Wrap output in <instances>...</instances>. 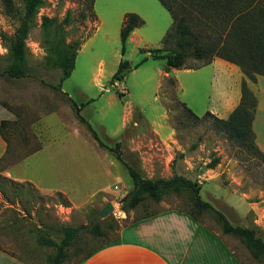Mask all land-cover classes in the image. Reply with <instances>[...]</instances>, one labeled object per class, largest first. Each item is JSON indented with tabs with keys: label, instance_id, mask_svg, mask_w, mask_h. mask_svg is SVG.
Returning a JSON list of instances; mask_svg holds the SVG:
<instances>
[{
	"label": "rangeland",
	"instance_id": "374dc122",
	"mask_svg": "<svg viewBox=\"0 0 264 264\" xmlns=\"http://www.w3.org/2000/svg\"><path fill=\"white\" fill-rule=\"evenodd\" d=\"M48 1L50 5L44 12L56 18L57 24L71 12V23L65 26L66 42L80 46L75 69L61 91L53 88L59 84L61 71L46 62L47 37L38 16L26 41V76L13 78L6 73L12 58L3 36L16 33L24 15V2L12 0L10 9L6 0H0V103L14 115L3 128L8 151L0 163V250L21 264H50L55 249L41 245L40 235L46 233L59 242L62 226H87L88 230L81 234L83 240L69 250L63 262L79 264L90 251L120 238L122 230L134 220L170 209L191 211L187 193H170L160 202L148 200L136 209L123 210L132 179L123 163L100 148L88 126L76 116L73 102L80 105L90 100L81 111L82 117L108 145L115 147L123 140L125 146L128 140L122 152L123 162L151 179L161 178L163 170L158 171V165L152 166L148 158L155 156L154 161L164 166L170 153L148 125L155 119L167 124L163 118L167 113L176 144L197 162L192 176L187 177L200 185L201 198L233 226L254 229L264 240V158L227 139L215 128L212 118L204 117L211 93V68L200 73L182 69L174 75L168 72L162 86L158 85V69L164 71L166 62L147 58V53L164 47L163 39L173 24L171 14L160 1L96 0L89 12L83 0ZM83 12H87L85 19ZM130 13L144 20L139 28L144 41L140 46L129 43L123 56L120 32ZM175 47L173 41L165 49ZM122 60L142 64L112 85ZM202 64L188 57L186 68ZM175 78L180 89L172 83ZM181 102L199 119L188 114ZM128 112L132 117L127 129L113 137V131L126 123ZM129 146H139L141 151L129 154ZM38 149L40 152L32 156ZM151 168L157 175L151 176ZM8 171L32 179L37 185L15 180L6 174ZM107 203H112L114 210L100 219L98 215ZM199 221L228 244L240 264H264V259H255L242 241L223 233L214 211L204 213ZM95 224L105 232L103 236L91 232Z\"/></svg>",
	"mask_w": 264,
	"mask_h": 264
},
{
	"label": "trees",
	"instance_id": "16d2710c",
	"mask_svg": "<svg viewBox=\"0 0 264 264\" xmlns=\"http://www.w3.org/2000/svg\"><path fill=\"white\" fill-rule=\"evenodd\" d=\"M83 1L85 2V10L93 11L96 0ZM159 1L171 14L173 24L163 39L164 47L152 49L149 53L154 59L166 62L165 71L167 73L172 69L186 68L187 58L193 57L195 60L201 61L202 66L210 64L215 58H222L240 66L246 76L252 80H255L256 75L264 76V0ZM23 2L24 15L19 28L13 36H3L8 43L9 54L12 58V64L6 73L13 78L26 76L24 69L27 61L26 41L31 24L45 3L43 0H23ZM6 5L11 9L12 0H6ZM82 17L87 18V12H83ZM70 18L71 12H68L65 20L58 24L56 18H42L48 44L46 62L51 67L61 71L59 84L53 87L57 91H61L63 82L74 71L80 50L79 44L66 42L65 26L71 23ZM142 25H144V20L137 14L130 13L125 16L120 32L123 56L126 53V44L130 34ZM173 41L176 47L166 50L165 46ZM143 52L146 51L143 50ZM141 64L132 65L129 61L122 60L117 72L112 77L111 84L114 85L116 81L123 80L130 71L138 68ZM172 83L176 85V81ZM241 92L242 97L239 105L227 119L218 118L210 112H206L204 117L212 118L215 128L223 132L227 139L235 142L248 153H257L264 158V154L256 144L255 133L252 128L257 99L245 81L242 82ZM90 102L92 101H85L80 105L73 102L76 116L81 123L88 126L99 147L113 153L128 171L133 185L123 199L125 212L136 209L148 200L160 202L165 195L170 193L177 195L187 193L192 203V209L188 214L194 220L199 221L201 215L214 211L224 234L232 235L242 241L255 259H264V240L256 234L254 229L233 226L225 215L215 210L209 202L204 201L200 196L201 187L197 181L178 174H174L168 179H149L144 177L139 170L123 162L121 143L117 142L115 147L108 145L99 138L82 117V109ZM181 105L188 114L199 119V116L194 114L186 104L181 102ZM8 123V121L1 123L0 133L3 137V128ZM216 163L217 160L214 161L213 166ZM153 215L155 214L140 219ZM92 229L91 232L95 236L105 234L97 224ZM85 230H88L87 226H62V238L59 242L48 237L46 233L40 235L41 245L55 249V253L50 258V264H63L67 259L69 250L83 240L81 234ZM97 250L90 251L86 257L91 256Z\"/></svg>",
	"mask_w": 264,
	"mask_h": 264
},
{
	"label": "crops",
	"instance_id": "0c3cea01",
	"mask_svg": "<svg viewBox=\"0 0 264 264\" xmlns=\"http://www.w3.org/2000/svg\"><path fill=\"white\" fill-rule=\"evenodd\" d=\"M98 23V20H96ZM144 41L143 35L139 28L135 29L129 36L126 44L135 42L138 46ZM148 49V48H145ZM146 54V53H145ZM153 58L147 53V58ZM77 60V58H76ZM76 66V64H75ZM167 65H165V68ZM211 68L210 72V89L208 104L204 108L218 118L227 119L230 114L239 105L242 97L241 86L245 81L248 88L253 92L257 99L255 117L252 124L255 133L256 144L264 154V76L256 75L255 80L250 79L237 64L226 61L222 58H215L210 64L199 66L197 68H184L182 71L187 73H200L205 69ZM161 80L158 81L161 87L164 81V75L167 72L158 69ZM173 73L180 70L172 69ZM173 74V75H174ZM178 89L179 83L175 78ZM65 93V91H63ZM67 94V93H66ZM69 96V95H68ZM70 97V96H69ZM104 117V115H103ZM132 115L128 112L125 118L126 123L122 129L113 131L112 136L116 137L121 130H126L128 121ZM167 124L159 120H153L148 125L152 134L158 137L160 144L169 151L170 158L166 165L158 164L154 161L155 156L150 163L155 165L158 171L163 170L161 178H171L174 174L187 177L193 172L196 166V160L192 156L185 154L176 144L173 136L174 130L168 124V115L163 117ZM14 115L9 109L0 103V126L2 121H13ZM149 122V121H148ZM137 123V122H136ZM107 139L113 140L106 136ZM123 140L122 152L125 153L126 145ZM8 151V142L0 133V163L6 157ZM101 153L108 155L106 151L100 150ZM141 151L139 146H129L128 153ZM40 150L32 153L36 155ZM171 152L173 153L171 155ZM180 153V156L176 155ZM112 159V158H111ZM153 163H152V162ZM161 162V160H158ZM176 161V164H174ZM23 162V161H22ZM145 162V161H144ZM111 163H113L111 161ZM173 167L169 168V164ZM19 165V164H18ZM149 165V164H148ZM152 169V171L156 169ZM151 176L157 175L158 172H152ZM2 171L0 169V175ZM10 177L19 181H29L37 185L32 179L15 176L12 172L6 173ZM192 176V174H191ZM189 178V177H187ZM149 179H151L149 177ZM191 179V178H189ZM37 187V186H36ZM103 192V191H102ZM77 205V204H75ZM0 264H21L17 259L0 250ZM79 264H240L234 257L233 253L228 250V244L219 236L213 235L207 228L194 220L188 213L178 210H164L155 215L143 219L134 220L128 227L122 230L120 238L98 248L91 256L84 257Z\"/></svg>",
	"mask_w": 264,
	"mask_h": 264
},
{
	"label": "water",
	"instance_id": "95a60500",
	"mask_svg": "<svg viewBox=\"0 0 264 264\" xmlns=\"http://www.w3.org/2000/svg\"><path fill=\"white\" fill-rule=\"evenodd\" d=\"M169 74L173 75L174 73H173V71H170ZM113 210H114V205L112 203H107L106 206L104 207V209L99 213L98 216H99L100 219H104Z\"/></svg>",
	"mask_w": 264,
	"mask_h": 264
},
{
	"label": "built area",
	"instance_id": "2783aa9c",
	"mask_svg": "<svg viewBox=\"0 0 264 264\" xmlns=\"http://www.w3.org/2000/svg\"><path fill=\"white\" fill-rule=\"evenodd\" d=\"M43 1H44L45 3H44V5L39 9L38 14H37V16L41 18V20H42L43 17H48V18H50V17H49V14H46V13L44 12V11H45V7H46L47 5H50V2H49L48 0H43ZM115 189H116V190H119L118 186H115Z\"/></svg>",
	"mask_w": 264,
	"mask_h": 264
}]
</instances>
